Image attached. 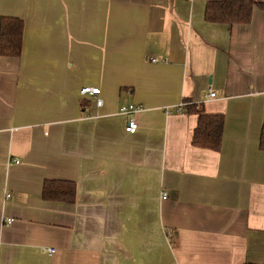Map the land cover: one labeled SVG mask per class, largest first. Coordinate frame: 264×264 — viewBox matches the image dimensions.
<instances>
[{
	"label": "crops",
	"instance_id": "1",
	"mask_svg": "<svg viewBox=\"0 0 264 264\" xmlns=\"http://www.w3.org/2000/svg\"><path fill=\"white\" fill-rule=\"evenodd\" d=\"M208 1L0 0L24 24L0 56V264L263 262L264 10L210 23ZM194 110L223 115L219 150L191 144Z\"/></svg>",
	"mask_w": 264,
	"mask_h": 264
},
{
	"label": "trees",
	"instance_id": "2",
	"mask_svg": "<svg viewBox=\"0 0 264 264\" xmlns=\"http://www.w3.org/2000/svg\"><path fill=\"white\" fill-rule=\"evenodd\" d=\"M254 7L264 10V2L210 0L205 5L204 19L210 23L247 24L251 21ZM23 27V20L19 17L8 15L0 17V56L19 57L21 55ZM194 112L197 113V124L192 133L191 144L214 151L219 150L223 136V115L207 114L202 110H194ZM259 146L264 150V124L260 130ZM41 196L44 200L72 203L75 199V184L72 181L45 179ZM244 264H264V260L261 263Z\"/></svg>",
	"mask_w": 264,
	"mask_h": 264
},
{
	"label": "built area",
	"instance_id": "3",
	"mask_svg": "<svg viewBox=\"0 0 264 264\" xmlns=\"http://www.w3.org/2000/svg\"><path fill=\"white\" fill-rule=\"evenodd\" d=\"M150 61L152 62H159L160 60L156 57H150L149 58ZM80 93L82 95H89V96H94L95 97V104L97 106H100L102 104V99L99 97L100 93H101V89L97 86H83L80 89ZM216 96V93L214 91H212L211 89H209V91L206 93L205 98H213ZM183 104L179 105V107L177 108L178 111L181 110ZM138 110V106H136L135 104H129V103H122L119 105L118 107V112L120 114H124V115H128L129 117L126 120L125 123V131L128 133H134L137 129V122L133 116V114ZM15 162H18V160H16ZM167 197V193L165 191L162 192L161 194V198L165 199ZM13 218H8L7 219V223H11L13 222ZM47 252L49 253H53L54 249L53 248H48Z\"/></svg>",
	"mask_w": 264,
	"mask_h": 264
}]
</instances>
